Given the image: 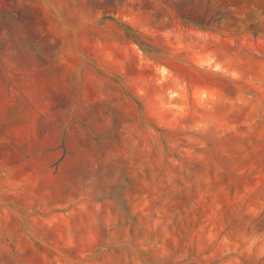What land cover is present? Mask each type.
<instances>
[{
    "label": "rangeland",
    "instance_id": "1",
    "mask_svg": "<svg viewBox=\"0 0 264 264\" xmlns=\"http://www.w3.org/2000/svg\"><path fill=\"white\" fill-rule=\"evenodd\" d=\"M0 264H264V0H0Z\"/></svg>",
    "mask_w": 264,
    "mask_h": 264
}]
</instances>
